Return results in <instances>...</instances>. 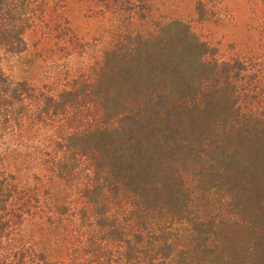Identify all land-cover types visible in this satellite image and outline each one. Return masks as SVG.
<instances>
[{
  "label": "trees",
  "instance_id": "trees-1",
  "mask_svg": "<svg viewBox=\"0 0 264 264\" xmlns=\"http://www.w3.org/2000/svg\"><path fill=\"white\" fill-rule=\"evenodd\" d=\"M171 1L97 0V58L59 34L26 80L2 61L48 5L0 0V264H264V2L228 55L201 29L222 0Z\"/></svg>",
  "mask_w": 264,
  "mask_h": 264
},
{
  "label": "rangeland",
  "instance_id": "rangeland-1",
  "mask_svg": "<svg viewBox=\"0 0 264 264\" xmlns=\"http://www.w3.org/2000/svg\"><path fill=\"white\" fill-rule=\"evenodd\" d=\"M43 1L48 5L45 22L51 32L48 30L40 32L39 29L28 31L24 35L27 44L25 58L18 61L10 59L2 61L3 69L14 79L37 80L53 60L59 58L60 62H63L66 51H62L61 45L52 43V40L58 41L59 34L70 44L75 40L78 41L76 45L68 46L72 56L70 61L75 68L80 66L82 61L92 62L97 58V50L93 45L96 46V43L105 37L106 16L100 11L97 0ZM259 1L264 2V0H225V2L222 0L220 15L202 26L204 36L218 43V46H223L228 55H233L235 52L244 54V51L250 48V37L249 30L242 21L260 18L257 6L255 12L250 9L251 3L259 4ZM194 2L195 0H172L167 5L169 7H166H174L172 11L174 15L192 19ZM55 26L57 29L54 28ZM82 51L84 54H80ZM47 237V234H43L42 241L48 243ZM51 251L55 253L54 255H59L58 249Z\"/></svg>",
  "mask_w": 264,
  "mask_h": 264
}]
</instances>
